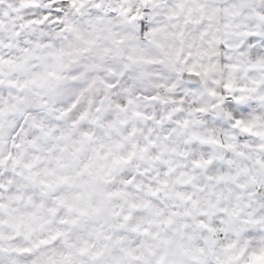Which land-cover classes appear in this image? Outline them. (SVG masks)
<instances>
[{"label":"snow or ice","instance_id":"6c2138e0","mask_svg":"<svg viewBox=\"0 0 264 264\" xmlns=\"http://www.w3.org/2000/svg\"><path fill=\"white\" fill-rule=\"evenodd\" d=\"M0 264H264V0H0Z\"/></svg>","mask_w":264,"mask_h":264}]
</instances>
